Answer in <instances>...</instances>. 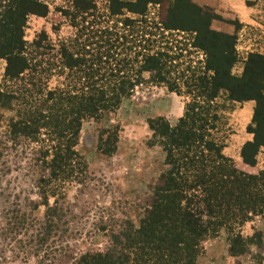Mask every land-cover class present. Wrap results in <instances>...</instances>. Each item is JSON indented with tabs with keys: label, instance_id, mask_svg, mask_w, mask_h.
Segmentation results:
<instances>
[{
	"label": "trees",
	"instance_id": "1",
	"mask_svg": "<svg viewBox=\"0 0 264 264\" xmlns=\"http://www.w3.org/2000/svg\"><path fill=\"white\" fill-rule=\"evenodd\" d=\"M108 1L112 18L126 12L136 17L118 19L121 28L100 35L94 42L97 55L90 59L86 47L93 36L83 41L82 58L65 44L58 51L46 32L32 44L26 40L29 17L49 14L46 0H0V59L7 62L0 112L14 113L9 119L12 140L36 168L35 184L46 206L42 219L22 213L18 222L36 230V239L30 238L37 240L36 252H47L52 236L60 240L59 226L70 208L58 197L65 184H82L89 175L77 149L83 121L115 113L137 87L156 82L187 98L175 124L164 118L150 123L168 169L146 196L138 223L127 215L101 219L93 233L107 238L105 248L74 253L69 264H198L205 241L221 230H227L231 250L244 252L241 227L254 216L264 217V169L247 173L225 155L226 144L213 135L220 120L214 103L220 92L231 101H256L248 128L253 139L241 150L243 162L255 166L264 148V53L249 52L243 75L236 76L237 35L215 30L211 23L219 16L209 7L192 0ZM72 3L76 12H65L74 20L97 9L93 0ZM151 9L158 15L150 16ZM188 47L204 52L202 66L186 59L192 55ZM176 69L192 75L169 77ZM150 71L156 78L151 81L130 75ZM117 139L114 133L105 140L114 147ZM58 251L43 259L60 263Z\"/></svg>",
	"mask_w": 264,
	"mask_h": 264
},
{
	"label": "rangeland",
	"instance_id": "2",
	"mask_svg": "<svg viewBox=\"0 0 264 264\" xmlns=\"http://www.w3.org/2000/svg\"><path fill=\"white\" fill-rule=\"evenodd\" d=\"M46 1L49 14H33L29 17L26 40L32 44L38 35L46 32L48 43L58 51L65 44L71 51L80 54V58L85 55L80 50L83 41L93 36L86 47L89 51L88 54L86 52V57L93 59L97 55V45L94 42L100 41L105 31L115 32L116 25L121 28L118 19L136 17L126 12L125 16L112 18L108 0H93L97 9L79 13L74 20L65 12L67 10L72 15L76 12L72 0ZM157 15L158 10H150V16ZM145 37L149 38V35ZM188 48L192 55L187 54L186 59H192L196 67L202 66L200 62L205 60L204 52ZM261 52L264 53V34L261 37ZM247 57L246 50L237 48L234 75H243ZM6 63L5 59H0V83L4 78ZM182 72V69H176L169 77L192 75ZM130 75L141 76L150 81L156 79L153 71L134 72ZM57 78H52L49 83L51 87L55 85ZM134 95L115 113L102 119L83 121L77 149L88 164L89 175L82 184H65L63 196L58 198L69 203L70 210L60 223V240L52 236L47 241V252L40 253L35 251L37 240L33 242L30 239H36V230L31 227L23 228L18 222L24 213L37 219H42L45 213L46 206L38 195L35 184L36 168L30 167L29 156H26L22 148L15 146L12 140L9 119L14 113L9 110L0 112V143L10 148H0V264H52L50 259L45 260L43 256L51 258L47 255L54 254L55 250H59L56 256L60 263L69 264L74 253L105 248L107 238L101 232L93 233L94 227L101 224L102 220L117 221L127 215L138 223L144 214L146 196L151 193L161 174L168 169L166 152L154 137L155 131L150 123L164 118L175 124L184 113L187 98L156 82L137 87ZM214 105L218 107L220 120L213 135L226 144L225 155L234 159L238 169L250 174L259 173L264 169V148L260 151L255 166L245 164L241 157L244 143L253 139L248 128L253 119L256 101H231L225 92H220ZM114 133L118 134V139L113 147V143L107 145L108 141L105 139ZM106 149L111 151L107 153ZM54 199L50 202L53 203ZM113 214L115 219L112 218ZM78 230L81 231L80 234L77 233ZM241 231L246 240L244 252L231 250L229 234L227 230H221L205 241V250L198 264H264V217L254 216L241 227ZM60 263L53 261V264Z\"/></svg>",
	"mask_w": 264,
	"mask_h": 264
},
{
	"label": "crops",
	"instance_id": "3",
	"mask_svg": "<svg viewBox=\"0 0 264 264\" xmlns=\"http://www.w3.org/2000/svg\"><path fill=\"white\" fill-rule=\"evenodd\" d=\"M209 7L219 18L212 20L215 30L237 35V48L261 52L264 34V0H192Z\"/></svg>",
	"mask_w": 264,
	"mask_h": 264
}]
</instances>
